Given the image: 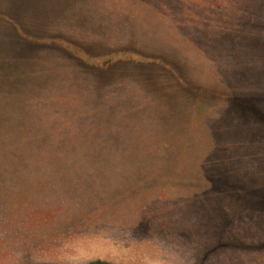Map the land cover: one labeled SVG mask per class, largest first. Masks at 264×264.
<instances>
[{
    "label": "rangeland",
    "instance_id": "1",
    "mask_svg": "<svg viewBox=\"0 0 264 264\" xmlns=\"http://www.w3.org/2000/svg\"><path fill=\"white\" fill-rule=\"evenodd\" d=\"M0 264H264V0H0Z\"/></svg>",
    "mask_w": 264,
    "mask_h": 264
}]
</instances>
